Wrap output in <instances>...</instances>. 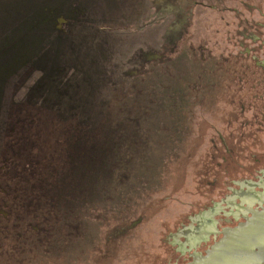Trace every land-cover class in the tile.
Masks as SVG:
<instances>
[{"label": "rangeland", "instance_id": "rangeland-1", "mask_svg": "<svg viewBox=\"0 0 264 264\" xmlns=\"http://www.w3.org/2000/svg\"><path fill=\"white\" fill-rule=\"evenodd\" d=\"M240 2L0 0V164L8 179H22L19 191L31 188L33 169L47 166L41 157L55 154L57 125H43L32 149L23 143L46 113L64 124L79 122L81 113L89 128L127 82L136 87L132 101L141 89L154 98L144 118L149 135L136 123L128 135L113 130L106 164L86 163L100 178L95 194L81 197L80 215L68 217L74 226L63 227L72 241L33 243L30 264H165L185 236L192 239L197 226L206 228L264 176V0L253 2L257 9ZM149 70L157 79L146 80ZM162 76L169 90L158 87ZM180 76L187 87H170ZM45 98L52 103L41 110ZM21 146L24 156L9 160ZM25 151L41 164L21 166ZM97 196L104 201L88 208ZM31 214L41 215L36 208ZM25 236L0 234V241L17 254L28 246ZM73 241L80 250L71 249Z\"/></svg>", "mask_w": 264, "mask_h": 264}, {"label": "trees", "instance_id": "trees-1", "mask_svg": "<svg viewBox=\"0 0 264 264\" xmlns=\"http://www.w3.org/2000/svg\"><path fill=\"white\" fill-rule=\"evenodd\" d=\"M41 26L42 28L40 30V33L42 35H45L44 33L46 32H44L42 29H45V27L47 26H43V25ZM60 37H61L60 33L56 35V38L60 39ZM26 62L28 63V61L26 60H24L23 63L22 62H18V63L25 65ZM25 67L28 68L27 65ZM156 67L157 70L158 69L161 70L163 68V65L158 64L156 65ZM154 72L155 71L149 70L145 73L146 76L145 78L147 81L157 79L155 74H153ZM52 74L54 75L55 73ZM158 74L160 77L161 72H158ZM161 79L163 80L160 83ZM165 79H166L165 76L159 78L158 87L162 90H169L166 86L167 83L164 84L163 82ZM182 82L184 84V87L186 88L188 83L186 76L185 79H182L180 76L176 82H174L173 80L170 81L169 85L170 87H174L175 84L179 85L182 84ZM135 89L136 87L131 86L129 82H127L125 86L114 92L112 97L114 104L112 105V107H110L112 103L111 101L110 105L108 106V109L101 112V116H102L101 121L95 127H91L90 125V127L88 128L85 124L86 119L83 115L81 116V113L79 114L78 117L81 119L79 121L80 123L65 122V124L63 122L56 121L51 113H46L44 115V119L43 117L41 118L40 124L39 121H36V124L33 125L32 128L33 132L31 130H27V133L29 135L25 140H23L24 147L29 146L32 149L34 141L37 140L41 135L42 132L41 127H43V125L46 126L48 124L50 127L57 125L56 128L52 127L54 130V134H56L55 142L54 145L52 146V150L55 151V154H53L51 158L50 157L44 158V156L41 157V155L38 156L39 158L40 157L43 158L42 159L43 161L45 159L48 162V164L41 170H34V169L32 170L33 173L30 178L31 188L29 189L32 191V197L36 199V201L32 206V209L39 208V211L40 210L43 211L42 208L46 210L45 207H48L47 209L48 211L46 210L47 211L46 214H48L47 219L49 221V224L58 225L62 228L67 225L71 227L74 226L72 222L73 219L75 220L77 216L80 215V206L78 207V210H77V206L75 205H73L74 207L68 206L66 205L67 200L73 199V194L76 193L78 187L75 186L78 179L79 182H81L79 186L80 187L79 192L81 194L82 199L86 200L89 197L87 196V194L90 193V191H93L95 194V190H94L95 188H93L92 185H95V182L100 178L98 172L101 171L89 172L87 169L88 168L87 164H89L91 160H92L91 163H93L91 165L98 166L99 163H101L100 166L103 167L104 164H106L105 158L108 159V154L111 150V147L109 145L111 143L109 142L111 141V135H112L111 133L113 132V130H115V133L117 135H128V133L131 131L129 129L131 125L136 123L137 126L139 127V131H141L146 135L150 134V133L148 134L149 127L147 129L144 118L149 113H151L149 111V108L151 109L154 104L153 103L154 98L152 94L153 90H147V92L144 93L143 90L141 89L142 96L135 98L136 100L135 102L132 101V98H129L131 94L133 96V94L135 93ZM49 94L50 93H48V95ZM156 94L159 95L158 92H156ZM167 95L168 94L164 96ZM49 96H51V94ZM53 100L54 99H52V101ZM84 100H88V99H83L82 101L84 102ZM49 101L50 100L45 98V100L42 101V103H39V105L37 104L39 106V109L46 110L49 107L50 103H52ZM130 101H132L133 105L130 104L124 108L122 106V109H117L116 105L118 102L127 103ZM31 105H36V104H31ZM22 109L23 111H25V108ZM82 111H90V109H87L86 107L82 106ZM59 113L62 116L64 115L61 112ZM94 113H96V111H94ZM25 114L26 113L23 112V117L25 121H30V119L28 118V116L30 115L28 114L27 116V114L26 115ZM77 116L78 114L75 113L74 118ZM66 120H70V119H66ZM22 126L24 127V125ZM22 151H24V149H22V146H21V151H19L18 149V152H15L18 153L19 155L18 154L14 155L13 150L9 151L11 153L10 154L11 158L9 160L14 159L13 158L14 156H20V157L24 156V154H21ZM25 153L26 156L28 157L29 155V157L26 159V162H23L21 160L22 161L21 166L26 165L27 167L35 168L38 167L36 166L37 163L39 165L41 164V158L38 159L36 156H34L32 154L33 153L32 151L30 153L25 151ZM92 153H94L95 158L91 156ZM103 154L105 155L104 157ZM88 158L91 159L89 160ZM99 158L101 161L99 160ZM15 162L19 165L18 170L21 169L20 162L18 160ZM0 172H2L1 169ZM96 174L98 175V177ZM91 175H93L94 178H92ZM18 176L21 177V175ZM103 178H105V176H103ZM15 180L16 182H18V184H20L19 182H21L22 184L21 178L20 180L19 179L12 180V179H8V177L4 175L2 178H0V184L9 183L13 185V182ZM27 184L29 183H25L26 186ZM105 185L106 182L104 184L103 183L100 184V186L103 187H106ZM105 192L106 191H104L102 194H104ZM60 199L63 200L62 203L63 206H61L60 202H58V200L61 201ZM103 201L104 200H102L101 196H97L92 202L93 205H91L92 203L89 204L88 208H95L97 203H101ZM46 204L48 205L46 206ZM81 208L83 209L85 207L82 206ZM64 211H66L67 213L64 214L63 213ZM68 217H73V219H69ZM76 228H78V226ZM67 230H68L66 232L67 234H74L76 232V231L72 232L70 227H67ZM51 235H52L51 237L53 238L54 234ZM33 236H35L33 238V241L25 236L26 238H24V241L26 244H28L25 251L20 248H16L18 247V245L13 247L18 250L17 254L11 253L9 251L10 249H8L5 246L7 244L0 241V264H30L32 261L31 253H33L32 252L34 247L33 243L37 241H42V242L56 241L55 242L56 245H61L62 247H64L65 244H68L72 241V238L70 239L69 242L65 241L66 235L64 236L62 234H55L54 235L56 236L55 239H50V237L48 238V236L44 238H37L38 236H42L41 234H33ZM24 241H22V244H24ZM80 247L81 244L79 243L77 244L74 241L72 242L71 249H73L74 251L80 250ZM63 250L64 249H62V252L60 253L61 256L67 254L66 252H63Z\"/></svg>", "mask_w": 264, "mask_h": 264}, {"label": "water", "instance_id": "water-1", "mask_svg": "<svg viewBox=\"0 0 264 264\" xmlns=\"http://www.w3.org/2000/svg\"><path fill=\"white\" fill-rule=\"evenodd\" d=\"M251 191L264 198V176L246 192ZM250 194H243L203 229L215 232L206 241L196 248L186 244L165 264H264V207L258 208L256 197ZM248 207L254 210L244 221L242 213ZM204 248H208L206 253H202ZM189 249L203 255L191 259Z\"/></svg>", "mask_w": 264, "mask_h": 264}, {"label": "flooded vegetation", "instance_id": "flooded-vegetation-1", "mask_svg": "<svg viewBox=\"0 0 264 264\" xmlns=\"http://www.w3.org/2000/svg\"><path fill=\"white\" fill-rule=\"evenodd\" d=\"M254 1H256V0H253V1L241 0L240 4L241 5H244V4L248 5L249 4L248 7L257 9L253 5V4H255V3H253ZM235 9H238V8L235 7ZM253 57L257 58V56H253ZM262 63H264V57H263ZM91 156L93 158H95L94 153H92ZM90 164H93V163H91V161H90L89 165ZM0 169H1V164H0ZM12 174L15 175L14 173H12ZM3 175L4 174H1V172H0V178H2ZM80 183L81 182H79V179H78V181L76 182V185H75L78 187H77L76 193L73 194V199H74V201H76L75 206L77 205V207L80 206V201H81V194L79 192ZM19 185L20 184H18V182H16V180L13 182V185H11L9 183L0 184V234H27V238H29L32 241H33V238L35 237V236H33V234H50V233L51 234H59V233L64 234V230L62 227H60L58 225L49 224V221L47 219L48 214H46V212L48 211L47 210L48 207H45L47 211L44 208H42L43 211L40 210V213H41L40 216L31 214L32 206H33L34 202L36 201V199L34 197H32V191L29 190L30 188H29L28 184H27L28 190H26L24 192L19 191V188H18ZM1 190L3 192H1ZM21 193H26V194H21ZM245 193H247V194L252 193L253 196L256 197L257 200H255V201L259 204L258 208L264 207V198L262 196L255 194L253 191L243 192L242 194H245ZM239 194H241V193H239ZM15 197H17V198H15ZM73 199L72 200L68 199L67 202H71V201H73ZM58 202H60V205L63 206L62 205L63 200H61V201L58 200ZM45 203H47V202H45ZM47 205L48 204H46V206ZM73 205H74V202H73ZM36 209L39 210V208H36ZM250 210H254V209H252L251 207H248L246 210L247 211L246 214L242 213V215L244 217V221H245L246 215H249V214L252 215V212ZM22 211L25 213L22 214ZM18 212L20 214H18ZM54 228H57L59 231L57 229L54 230ZM75 233H78V232H75ZM194 233L195 234H194L192 239H189L190 234L188 236H185V239H186L185 243L190 245L192 248L193 247L196 248L195 245H198V243L200 244L201 242L206 241L208 235H210L211 233H215V232L211 231V230H209V231L205 230L204 231L201 229L200 226H197L196 230H194ZM188 248H190V247H188ZM207 249L208 248H204L202 253H206ZM189 252H190V255L192 257L191 259H194V257H197L199 255H203V254H199V255L195 254L196 255L195 256L194 253L192 252V250L190 251V249H189Z\"/></svg>", "mask_w": 264, "mask_h": 264}]
</instances>
